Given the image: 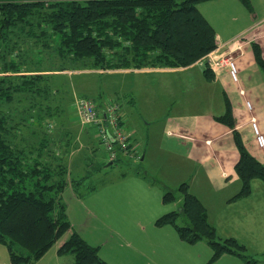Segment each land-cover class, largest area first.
I'll list each match as a JSON object with an SVG mask.
<instances>
[{"label": "trees", "instance_id": "1", "mask_svg": "<svg viewBox=\"0 0 264 264\" xmlns=\"http://www.w3.org/2000/svg\"><path fill=\"white\" fill-rule=\"evenodd\" d=\"M205 1L0 0V244L7 246L11 264L37 262L69 232L60 252L74 256L71 264H106L99 249L73 231L63 200L69 181L75 188L68 179L71 151L67 143L49 137L44 123L73 111L72 73L88 71L102 78L109 71L209 64L207 56L218 45L214 27L198 8ZM241 1L252 6L250 0ZM252 47L264 74L262 48L257 43ZM52 58L56 61L49 63ZM204 76L209 82L215 77L207 71ZM15 104L23 109L20 117L11 113ZM214 120L232 131L240 154L235 171L242 184L236 198L246 197L254 180L264 183V164L247 150L227 97L225 112ZM26 130L31 136H22ZM178 193L180 210L159 218L158 225L174 226L190 243L207 240L213 260L228 253L243 264H260L235 238L217 239L205 206L189 193L188 184ZM177 198L176 192H167L163 200ZM181 217L190 225L180 226Z\"/></svg>", "mask_w": 264, "mask_h": 264}, {"label": "rangeland", "instance_id": "2", "mask_svg": "<svg viewBox=\"0 0 264 264\" xmlns=\"http://www.w3.org/2000/svg\"><path fill=\"white\" fill-rule=\"evenodd\" d=\"M250 1L251 7L245 5L241 0H209L200 3L198 8L217 32H224L230 36V34H237L248 26L256 24L261 18L264 6L261 8L259 3L255 4L254 0ZM258 15H261L260 18ZM256 31L240 39L236 51H241L242 44L246 41L255 40L250 44L252 50L253 43L260 45L264 37L261 35L260 28H256ZM239 46L241 49L238 48ZM227 48H229L228 45ZM236 51L229 49L223 55L222 52L215 50L213 58L210 59L215 68L202 61V63L196 64V68L193 66L189 67L191 69L179 68L184 70L182 72H179L180 70L140 74L115 72L102 78L97 73L88 71L72 73V76L69 75L73 77L72 82L76 81V84L71 105L73 106L74 101L78 98H86L94 103L95 101L99 103V108L102 110L105 102L102 101V104L98 99L101 100L103 96L113 98L114 102L123 107L131 127L138 128L139 135L148 137L152 131V136L156 137L160 133L165 135L162 125L168 116L189 112L220 113V105L216 101L219 100V97L213 84L206 81L203 71L215 76L224 71L231 82L238 87L248 116L253 113L254 109L248 110L246 106L248 99L244 90L241 89L239 81L235 82L231 79L227 68L220 69V66L214 63L216 60L231 56L232 53L234 55L231 57L234 58ZM53 59L56 58L47 60L51 63V61H56ZM236 65L238 67L237 62ZM238 72L240 73L239 68ZM74 77L77 80H74ZM204 81L207 83L206 85ZM124 94L134 97L135 103H126ZM10 109L14 116L19 117L23 110L16 104L11 105ZM54 120L55 122L48 120L45 122L46 124L44 123L46 133L57 143H67V151H71L68 153V165L71 170V176L68 179L74 181L76 189L72 187V195L67 196L66 203L74 214L75 227H73V231L78 233L88 244L97 247L101 259L106 264L113 263H109L104 258V254L109 257L111 254L112 258L118 259L119 251L124 261L138 264H243L239 256L228 253L213 260L214 251L207 240L190 243L181 239L177 232L181 239V243H179L176 236L172 237L171 232L174 231L172 226L157 224L158 219L171 212L174 205V201L163 202L162 189L150 181L151 179L162 181L161 179L167 175L162 173L163 168L152 164L150 160L141 161L138 156L129 151L127 154L120 153L118 161L109 166L96 124H82L77 119L74 109ZM49 124H53V126L50 127ZM36 128L39 129L37 124L33 126L35 132ZM22 136H31V130L29 132L26 130ZM18 144L20 147H27V143ZM138 144L141 146V158L147 145L146 143ZM115 149L118 151L117 147ZM156 156L160 157L159 154ZM255 158L259 161L258 156ZM146 171L148 172L146 180L151 188H147L143 182L136 179L138 177L145 181ZM168 174H174L172 169ZM133 178L136 180H132ZM134 182L137 185H133ZM94 197H98L99 200H92ZM76 199H81L83 206L78 205ZM153 212H156L154 216L159 214L155 220V225L158 227L153 226V218L138 220L142 217L151 218L150 213ZM92 214L97 218L95 219ZM221 214L226 215L225 212ZM178 223L182 227L190 225L184 217H181ZM71 233H66L61 239ZM217 239H219L218 236ZM225 239L227 238L222 240ZM128 243H131L132 246H128ZM0 245L3 249H7L6 245ZM60 246V242L54 244L38 260L40 261L38 264H69V258L74 256L71 253H61ZM263 250L264 245L257 243H250L247 248L248 253L260 259V264H264V257L261 256L262 254L254 253ZM183 252L191 253L190 263L183 260Z\"/></svg>", "mask_w": 264, "mask_h": 264}, {"label": "crops", "instance_id": "3", "mask_svg": "<svg viewBox=\"0 0 264 264\" xmlns=\"http://www.w3.org/2000/svg\"><path fill=\"white\" fill-rule=\"evenodd\" d=\"M254 1L255 4L259 3V6L263 8L264 0ZM262 11V16L258 15V18H260V16L261 18L258 19L256 24L248 26L237 34H230V36H228L224 32H217L215 29L218 45L216 51L222 52L223 55H225L227 53L226 51L229 49L236 51L239 41H241L240 39H243L247 34L257 32L256 28H260L262 32L261 35L264 37V10ZM252 41L255 42V40L244 42L241 51L237 50L234 56L240 70L238 76L240 87L244 90L247 99L252 102L254 107V111L251 115H246L245 106L241 99L239 89L231 82L224 71L215 76L214 80L210 82V84H213V88L219 97V100L216 101L220 105L221 112L217 114H212L211 112H189L168 116L164 119L162 125L165 135L160 133L158 136L153 137L152 131L149 133L148 137L139 135L138 128L131 127L126 112L121 106L123 111L122 129L124 132L131 134L130 141L132 147L136 150L134 154L138 156L141 161L150 160L152 164L160 166L163 170L160 168L158 169L163 171V174H167L165 178L161 179L162 181L151 179V183L160 186L164 193L163 195L167 192H176V195L178 194V198L174 201V205L171 208L172 211L180 210L183 198L178 193V189L182 184H188L189 193L196 196L205 206L208 214V221L215 228V231H217L216 234L219 240L225 237L235 238L239 243L242 242L241 244L244 245L246 249L250 243L264 245V183L260 180H254L252 182L251 194L246 197L236 198V195L240 192L242 187L241 181L235 171V166L239 161L240 154L236 147L231 129L216 122L214 116L222 115L225 112V97H227L236 118V127L243 137L247 150L254 157L258 156L259 161L264 164V150L258 147L250 126V118L254 117L259 124L261 132L264 134V74L257 66L254 53L252 52L253 50L250 48ZM227 45L229 48H227ZM260 46L264 57V38ZM233 55L232 53L231 56ZM195 66L196 64L193 67ZM171 70H180L179 72L184 71L183 69H143L109 71L106 72V74L110 75L115 72L119 74L160 73L169 72ZM204 84L206 85L207 83L204 81ZM123 96L125 97L124 101L126 103L132 104L136 101V99L129 94H124ZM114 100L115 99L107 96H103L101 100L98 99L102 104V101L105 102L102 110L99 108V103H97L98 110L104 113L107 103ZM138 143H146L147 145V149L144 150V155L141 156V158V146ZM156 154H159L160 157H157ZM171 169L174 174H168L171 172ZM147 174L148 172L144 177L146 182L138 177L135 178L143 182L147 188H151L146 180ZM136 179L133 178L132 180ZM157 182H160V184H157ZM133 185H137V183L134 182ZM72 191V184L69 181L63 192V200L65 203L67 196L72 195ZM95 199L99 200L98 197H94L92 200ZM81 201V199H76L77 204L83 206ZM66 205L72 227H75L74 214L69 210L67 203ZM223 212H225V216L221 214ZM155 214L156 212L150 213L151 218L148 217L145 219L142 217L138 220H150L153 218V226L158 227L155 225V220L159 217V214L154 216ZM92 215L95 219L97 218L94 214ZM172 228L174 230L171 232L172 237L176 236L178 242L181 243L176 229L174 226H172ZM69 236L70 235L57 241L61 244L60 248L68 240ZM127 245L132 246L131 243ZM7 250L8 249L0 247V264H11L9 252ZM254 254H262L261 256L264 257V250ZM104 258L109 263L113 264H138L124 261L120 251L118 259L112 258L111 254L110 257L104 254ZM183 260L190 263L191 253L183 252ZM73 261L74 257H70L68 260L69 264ZM39 262L40 261L35 264Z\"/></svg>", "mask_w": 264, "mask_h": 264}, {"label": "built area", "instance_id": "4", "mask_svg": "<svg viewBox=\"0 0 264 264\" xmlns=\"http://www.w3.org/2000/svg\"><path fill=\"white\" fill-rule=\"evenodd\" d=\"M238 48L241 49L240 46ZM213 56L214 52L210 53L207 56V59L210 66L215 68L213 62L210 60ZM214 63L215 65L220 66V69L227 68L231 79L235 82L239 81L238 67L233 57L229 56L227 58L219 59L214 61ZM246 106L249 111L254 109L252 102L249 100L247 101ZM74 111L77 119L82 124L97 125L99 128V139L101 145L104 147L109 162H113L118 158L119 151L126 154L128 151L132 153L136 152L130 141L131 134L124 132L122 129V110L117 103H109L103 113L96 108L92 101L86 98H78L74 104ZM250 126L258 147L264 150V134L261 132L259 124L254 117L250 119ZM116 147L118 148V151L115 149Z\"/></svg>", "mask_w": 264, "mask_h": 264}]
</instances>
